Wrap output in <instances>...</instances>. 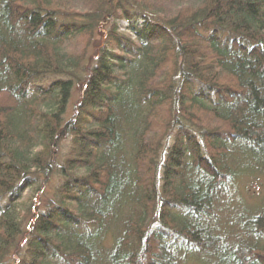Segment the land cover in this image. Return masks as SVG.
Returning <instances> with one entry per match:
<instances>
[{"label": "trees", "instance_id": "trees-1", "mask_svg": "<svg viewBox=\"0 0 264 264\" xmlns=\"http://www.w3.org/2000/svg\"><path fill=\"white\" fill-rule=\"evenodd\" d=\"M0 264H264V0H0Z\"/></svg>", "mask_w": 264, "mask_h": 264}, {"label": "rangeland", "instance_id": "rangeland-1", "mask_svg": "<svg viewBox=\"0 0 264 264\" xmlns=\"http://www.w3.org/2000/svg\"><path fill=\"white\" fill-rule=\"evenodd\" d=\"M123 25L125 26L126 24H123ZM54 79H55L54 76H45V77L36 79L34 81V83L37 84V85H43V84L46 85L47 83H49L50 81H52ZM79 97H80L79 93L75 91L74 95H73V99H72L71 105H72V103H75L76 101H78Z\"/></svg>", "mask_w": 264, "mask_h": 264}]
</instances>
